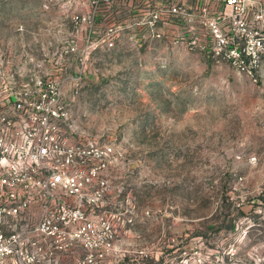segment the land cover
<instances>
[{"label":"built area","instance_id":"1","mask_svg":"<svg viewBox=\"0 0 264 264\" xmlns=\"http://www.w3.org/2000/svg\"><path fill=\"white\" fill-rule=\"evenodd\" d=\"M73 1L77 5L69 12L47 10L54 0L42 3V13L51 16L35 33L48 39H35L33 48L21 41L0 50V264H131L136 213L130 192L124 195L121 185L131 161L115 140L74 118L71 106L96 71L94 51L113 47L131 31V17L120 14L118 0ZM132 1L133 16L141 15L133 23L143 22L159 35L157 21L178 20L179 32L208 34L217 60L261 82L264 0ZM24 29L17 26L19 32ZM257 116L264 137V116L259 111ZM248 161L256 157L249 155ZM263 181L264 174L234 172L229 191L259 195ZM161 209L142 210L162 232L170 225L158 220ZM251 210L261 211L255 207L244 213ZM254 217L250 225L264 224V216ZM226 239L220 244L198 235L188 248L172 245L148 254L153 264H231L234 252ZM181 240L170 237L174 244Z\"/></svg>","mask_w":264,"mask_h":264},{"label":"rangeland","instance_id":"2","mask_svg":"<svg viewBox=\"0 0 264 264\" xmlns=\"http://www.w3.org/2000/svg\"><path fill=\"white\" fill-rule=\"evenodd\" d=\"M44 1L0 0V50L21 41L33 48L35 39L50 37L35 33L51 16L42 13ZM65 1L54 0L47 10L75 9L76 2ZM133 2L115 4L123 17L130 14L131 31L113 47L94 51L96 71L71 102L74 118L115 140L131 161L121 180L136 213L131 264H153L150 250L188 248L198 235L220 244L227 237L234 252L231 264H264V224L248 222L264 216V189L259 195L229 191L234 172L264 174V137L255 104L259 83L217 60L206 33L184 34L174 22L157 21L156 35L145 23H133L141 16H133ZM249 155L256 161L249 162ZM147 206H162L157 218L170 227L161 232L155 218L144 216ZM255 207L261 211L244 213ZM172 235L182 240L171 243Z\"/></svg>","mask_w":264,"mask_h":264},{"label":"crops","instance_id":"3","mask_svg":"<svg viewBox=\"0 0 264 264\" xmlns=\"http://www.w3.org/2000/svg\"><path fill=\"white\" fill-rule=\"evenodd\" d=\"M119 1L120 0H118L117 3ZM119 10L121 11V9H119ZM170 24H173V23L169 22V23L164 24V25H170ZM174 24H175L176 28H179V21L178 20L174 21ZM164 25H162V26H164ZM259 86H260V92H259L258 99L255 101V104H256V107H257L258 111L260 112V114L262 116H264V76H263L261 82L259 83Z\"/></svg>","mask_w":264,"mask_h":264}]
</instances>
